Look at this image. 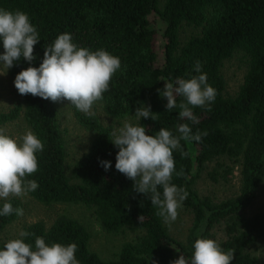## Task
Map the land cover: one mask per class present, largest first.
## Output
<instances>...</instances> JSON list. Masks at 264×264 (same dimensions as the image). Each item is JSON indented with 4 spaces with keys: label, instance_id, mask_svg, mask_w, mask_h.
I'll return each instance as SVG.
<instances>
[{
    "label": "trees",
    "instance_id": "1",
    "mask_svg": "<svg viewBox=\"0 0 264 264\" xmlns=\"http://www.w3.org/2000/svg\"><path fill=\"white\" fill-rule=\"evenodd\" d=\"M0 8L27 13L40 37L34 46L35 59L29 63L21 58L9 69L13 81L22 69L39 67L45 45L59 34L70 33L79 47L102 48L121 61L109 91L97 102L107 117L124 120L134 117L141 104L150 105L157 118L140 119L146 134L155 135L163 127L178 135L180 123H188L194 133H208L200 142L181 141L187 157L173 153L176 171L183 169L184 175L174 173L172 183L189 193L182 207L192 217L186 237L178 240L167 232L150 199L135 192L133 181L115 169L118 148L110 142L112 127L70 105L76 123L93 140L69 176L57 104L20 95V104L0 113V127L22 116L44 143L43 152L37 153L39 169L27 177L39 187L28 196L44 206L82 205L92 210L107 234L125 230L138 234L122 244L114 259L104 261L91 251L86 227L60 215L50 225L43 221L27 225L23 230L34 235L24 238L26 243L34 246L36 236L49 244L76 243L80 264H171L180 254L190 257L194 240L201 237L216 240L225 251L234 249L231 264H257L248 250L264 243V212L247 211L264 183V0H0ZM236 53L245 58L246 71L237 91L229 95L222 68ZM196 61L217 94L211 111L193 109L199 123L192 124L178 118L179 108L166 111L167 100L157 90L176 78L199 75L193 71ZM100 161L111 162V167L105 171ZM211 165L207 176L215 183L230 182L237 171L238 189L230 198L214 202L194 190L198 175ZM9 202L22 208L17 198ZM18 218L14 213L0 216V234ZM219 230L221 238L216 235Z\"/></svg>",
    "mask_w": 264,
    "mask_h": 264
},
{
    "label": "clouds",
    "instance_id": "2",
    "mask_svg": "<svg viewBox=\"0 0 264 264\" xmlns=\"http://www.w3.org/2000/svg\"><path fill=\"white\" fill-rule=\"evenodd\" d=\"M39 41V32L27 13L0 8V42L4 50L0 54V66L7 71L21 58L31 63L35 59L34 46ZM120 70L119 57L102 48L93 51L79 47L70 33H62L44 46L39 67L22 69L15 75L13 84L21 96L32 95L54 103L66 101L90 116L93 105L103 101L113 76ZM193 71L200 74L188 79L176 78L174 83L165 82L163 90L157 91L167 100L166 111L179 108L180 120L198 124L193 109L211 111L210 105L217 93L201 72L199 61L195 62ZM150 109V105L137 107L132 115L137 123L125 121L122 127L113 130L110 142L118 148L115 169L133 181V190L147 196L151 206L157 209L156 215L170 225L189 195L185 188L172 183L174 173L177 177L184 175L183 169L176 171L173 153L179 151L182 158L187 157L181 141L200 142L208 133L199 130L194 133L188 123H180L176 127L178 135L163 127L155 135L146 134V128L139 121L142 117L156 120V113ZM43 150L44 143L31 130L12 137L0 128V200L5 201L0 207V216L13 213L23 216V209L14 208L9 201L24 198L39 187L36 180L27 177L38 171L37 153ZM100 164L105 171L111 167L109 161H100ZM33 235L21 230L19 238L7 240L0 248V264H80L76 243L49 244L36 236L33 246L24 239ZM192 249L190 257L180 254L171 264H231L235 253L234 249L223 250L214 239L201 237L194 240Z\"/></svg>",
    "mask_w": 264,
    "mask_h": 264
},
{
    "label": "rangeland",
    "instance_id": "3",
    "mask_svg": "<svg viewBox=\"0 0 264 264\" xmlns=\"http://www.w3.org/2000/svg\"><path fill=\"white\" fill-rule=\"evenodd\" d=\"M187 33L190 30H186ZM162 45L159 36L156 42V51L161 53ZM3 47H0V54L3 53ZM2 63V62H0ZM6 70L0 66V74ZM246 71V60L240 53H236L233 57L225 61L222 73L226 80V93L233 95L242 82ZM21 96L14 87L13 80L9 75V69L6 74L0 75V113H6L20 104ZM59 122L61 129L64 132V137L67 147L66 166L67 173L70 176L71 168L75 161L84 155L93 140V135L80 127L74 117L67 102H56ZM93 116H96L103 126H110L112 129L122 127L125 121L136 124L134 117L124 120H116L107 117L99 103L93 105ZM0 128L4 129L5 134L16 137L23 134L29 127L23 121L22 116L11 123H7ZM113 132V131H112ZM193 149H191L192 151ZM193 158V155H192ZM212 170V165L207 166L204 171L198 175L194 184V190L201 198H209L214 202H219L230 198L237 192L238 176L237 171H234L233 179L228 183L221 181L215 183L209 180L207 174ZM71 178V177H70ZM22 203L23 216H19L18 220L8 225L0 234V246L9 240L19 238L18 234L27 225L37 221H43L50 225L56 217L65 215L75 219L83 224L89 232L90 241L89 247L92 252L96 253L101 260L108 261L114 259L118 254L121 246L125 242L132 241L137 237V233L125 230L121 234L110 235L102 230L99 224L95 221L92 210L85 208L82 205L72 204H54L44 206L34 201L28 195L24 198H17ZM2 200H0L1 202ZM256 212H264V183L258 191V195L254 203L250 206L247 213L253 214ZM178 217L175 222L169 224L164 223L167 232L178 240H184L188 229L191 226L192 217L183 207L178 210ZM217 237L221 238L220 230L217 232ZM249 254L257 260V264H264V243L257 242L248 250Z\"/></svg>",
    "mask_w": 264,
    "mask_h": 264
}]
</instances>
